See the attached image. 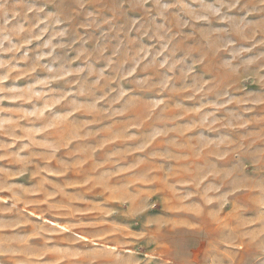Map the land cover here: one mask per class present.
Listing matches in <instances>:
<instances>
[{
	"label": "clouds",
	"instance_id": "1",
	"mask_svg": "<svg viewBox=\"0 0 264 264\" xmlns=\"http://www.w3.org/2000/svg\"><path fill=\"white\" fill-rule=\"evenodd\" d=\"M0 264H264V0H0Z\"/></svg>",
	"mask_w": 264,
	"mask_h": 264
}]
</instances>
